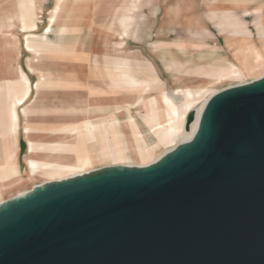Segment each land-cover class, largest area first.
<instances>
[{
  "label": "water",
  "instance_id": "obj_1",
  "mask_svg": "<svg viewBox=\"0 0 264 264\" xmlns=\"http://www.w3.org/2000/svg\"><path fill=\"white\" fill-rule=\"evenodd\" d=\"M0 264H264V75L211 94L148 164L0 202Z\"/></svg>",
  "mask_w": 264,
  "mask_h": 264
},
{
  "label": "rangeland",
  "instance_id": "obj_2",
  "mask_svg": "<svg viewBox=\"0 0 264 264\" xmlns=\"http://www.w3.org/2000/svg\"><path fill=\"white\" fill-rule=\"evenodd\" d=\"M56 3L57 14L54 22L49 24L50 12ZM39 7L41 17L37 19ZM263 7L264 0H0V46L13 38L17 39L19 46L18 57L13 64L10 61L14 52L12 47L7 45L0 52L4 58H9L7 61L5 58V67L0 68V96L6 95L10 88L14 94L22 92L20 74L31 85L36 82L37 75L26 67L27 59L81 65L79 70L76 69V76L66 78L70 84L65 81L55 84L46 82L49 89H59L45 90L44 93L45 142L53 143L54 137L49 134H61V143L66 146L53 158L74 157L79 160L84 155L92 157L89 163L64 168H58L60 163L49 162L34 175L27 170L22 174L27 176L26 182L7 197L28 191L48 180L92 169L111 165H145L174 147L184 139V124L179 133L161 138L154 126L165 123H156V115H153L154 123H150L147 117L152 101L174 89H198L195 104L186 112L185 120L191 111L197 118L196 111L212 93L264 75V60H259L253 62L249 71H242L240 76L217 78L214 74L204 73L216 65L198 60L193 53L197 50L229 51L232 57L236 50L245 52L244 46L251 40L256 47H260L257 35L261 29L264 30V25H260V9ZM222 11L232 12L234 20L222 18L219 14ZM210 12L218 14L211 16ZM6 15L10 17L8 21ZM20 15H24L25 20L34 21L35 28H22ZM231 22H237L236 27ZM240 35H249L250 38ZM119 43L121 45L117 48ZM61 69L67 70L63 65ZM52 78H57L54 72ZM33 91L31 88V94L17 105V110L31 100ZM51 92L58 95L53 98ZM62 92L71 94L63 95ZM74 96L100 97L106 101L108 108L105 116L77 123L63 118L69 113V108L57 110L50 105L53 100L72 101ZM113 97L116 101L111 99ZM120 99L127 103L122 104ZM91 107L75 110L89 112L93 109ZM125 117L131 125L132 131L129 125V132L137 151L136 157L131 156L124 136L121 121L127 122L123 119ZM116 119L118 127L114 123ZM195 121L189 123L186 132H190ZM102 122L107 130H103V138L96 136L95 142L97 149L108 151L107 154L101 155L93 150L95 144L89 141L88 131L77 132L80 138L85 136V141L78 147L67 142L73 138L68 135L74 134L77 127L90 130L93 124L101 127ZM22 126L20 121L15 143L13 139L11 142L9 134L0 136L3 142L10 140L15 145L20 164L27 156ZM45 150L53 151L49 148ZM3 198L0 197V200Z\"/></svg>",
  "mask_w": 264,
  "mask_h": 264
},
{
  "label": "crops",
  "instance_id": "obj_3",
  "mask_svg": "<svg viewBox=\"0 0 264 264\" xmlns=\"http://www.w3.org/2000/svg\"><path fill=\"white\" fill-rule=\"evenodd\" d=\"M57 9H58V3L55 4L54 8L50 12L49 24L54 22V18L57 14ZM263 11H264V7L260 9L261 27H263L264 25ZM217 14L218 12H210L211 16H216ZM219 14L222 18L234 20L232 12L222 11L219 12ZM40 17L41 15H40V7H39V13L37 14V19H40ZM5 19L8 21V19H10L9 15H6ZM20 23L22 28H35L36 26L34 21L25 20L24 15H20ZM231 24L236 27L237 22L236 23L231 22ZM240 36L244 37L243 35ZM248 37L249 35L245 36L244 38H248ZM257 37L260 40V47H256L253 41L251 40L249 44L244 46L246 48L245 52L247 54H245V52L243 51H238V50L234 52V56L232 57H230V53H228L229 51L225 52V51H217V50H211V51L197 50L194 51L193 53L195 54L198 60L209 63V65L211 66L216 65L218 67L219 58L221 56H224L228 60L235 63L241 72L249 71L254 61L264 60V30L261 29V32L259 31ZM7 45H9V47H12L11 50H14L13 55L10 58L11 59L10 61H12L11 63L13 64V62L17 60L19 53V46L17 39L13 38L8 41H5L4 44L0 46V52L1 50L7 48L8 47ZM120 45H121L120 43L116 44V47L118 48L120 47ZM26 46L28 47L27 44ZM5 58L6 61L7 59H9L6 56ZM5 58L3 57V55L0 54V68L5 67ZM235 61H240V62L237 63ZM62 65L64 68H67V70L66 69L62 70L61 69ZM79 66L81 67V65L77 66L76 62L75 63L61 62V61L43 62L37 59L35 60L27 59L26 67L28 71L35 73L37 75L36 82L33 85H31L29 80L24 75L20 74L21 75L20 83L22 86V92L20 94L17 93L14 94L10 88V90L6 95L0 96V136H6L9 134L11 136V142L13 139V143H15V139H16L15 137L17 135V132L19 131L20 121H22L23 136L27 142V156L20 164L18 161V155H17V150L15 149V145L13 143H10V140L9 142L7 140L3 142V140L0 137V197H4L3 199L8 198L7 196L8 194H10L12 190H14L16 187L26 182L27 176H22V174L26 173L27 170L29 171V174L31 173V175H34L35 173H37V171L43 169L44 165L46 167L47 164H49V162L60 163V167L58 168H64L68 166H77L78 164H86L91 161L92 157H89L87 155H84L79 160L77 159L78 161L74 157L53 158L56 155H59V152L61 151V148L63 146H66L65 144L61 143V134H49L50 136L52 135L54 137V140L52 141L53 143L48 144L47 142H45V136L47 134L45 131L46 128L44 121V116L46 114L45 112L46 103L44 101V93L45 90L51 89L52 91H55L56 89H59L57 87L56 88L52 87L49 89V87L46 86V82L55 84V83H60L61 81H65L70 84L69 80L66 78L70 75L76 76L77 75L76 69L79 70ZM216 66L212 67V69H210L209 72H204V71L202 72L208 75L209 74L213 75L214 71L217 69ZM15 71H16V67H15ZM53 72L57 77L56 79L52 78ZM31 88L34 89L31 100L17 110V105L22 103L31 94ZM172 91L167 92L165 95H160L156 97L155 100L152 101L151 103L152 107L147 115L148 119L151 121L150 123H154L153 115H156V119H157L156 123H160V124L166 123L167 118L164 112L165 105L163 102V98L164 96L170 94ZM62 93L63 95L71 94V93L69 94L68 92L67 93L62 92ZM51 95L53 96V98H55V95H58V93L51 92ZM74 98L75 99H73L72 101L53 100L52 103L50 102L51 104L50 103L47 104H50L51 107L57 108V110L63 107L69 108L70 110L68 113L69 115L67 114L63 118L65 120L67 119L74 120L77 123L80 122L81 120H87L92 117L105 116V113L108 110L106 101L104 102V100L101 99L100 97L98 98L96 96L94 97L74 96ZM129 98H131V96ZM139 98L140 96L137 99ZM111 99L113 101H116L114 97ZM120 100L122 104L127 103L124 99H120ZM88 106H92L91 108H93L89 112L88 111L84 112L83 110H78V111L75 110L76 108L79 109ZM123 119H126L128 122L127 123L121 121L123 131L125 128L126 132L128 133V137L132 140L129 132L130 123L126 117ZM114 123L115 125H117V127L119 126V121L117 119L114 121ZM124 124L126 125V127ZM101 125L102 128L99 127V125L93 124L90 127V130H88L87 128H82V126H79L76 128L74 134L68 135V136L72 135L73 138L67 142L71 144H75L78 147L79 143L85 141L84 140L85 136L82 135V138H80V136H77L78 135L77 132L88 131V135L90 136L89 141H92L91 144L93 143L95 144L93 150L95 151L97 150L101 155H105L107 154L108 151L104 152L102 150H98L95 142L96 136H100L101 138H103L102 132L103 130H107V126L105 125V123L102 122ZM130 130H131V125H130ZM116 137L118 138V133ZM48 148L53 149V151L51 150V152H46L45 149ZM84 160H86L87 162L84 163L85 162Z\"/></svg>",
  "mask_w": 264,
  "mask_h": 264
},
{
  "label": "bare ground",
  "instance_id": "obj_4",
  "mask_svg": "<svg viewBox=\"0 0 264 264\" xmlns=\"http://www.w3.org/2000/svg\"><path fill=\"white\" fill-rule=\"evenodd\" d=\"M213 74L217 78H222L223 76H229V75H233V76L237 77V76L241 75V71L238 69V67H237V65L235 63H233L232 61L228 60L224 56H221L219 58V60H218V67L214 71ZM197 90L186 87L183 90L176 89V90L172 91L170 94L164 96L163 102H164V105H165L164 112H165L166 118H167L166 119V123L163 124V126H157V125L154 126V129H158L157 131L160 132L161 138L165 139V138H168V137L172 136L175 133H179L180 132V130L182 129L183 124L185 123V114H186V112L188 110H190L191 107H193V105L195 104L196 96L198 94ZM201 109H202V107H200L199 110L196 111L197 118H196V115H194L193 121L195 119H196V121L191 125L190 132L189 133L186 132V129L184 128L185 131L182 132V138H184V139L187 138L188 139L193 134V132H194L196 126H197L198 117H199ZM125 127H126V125H125ZM189 128H190V126H189ZM124 131H125L124 132V136H125V139H126V142H127L128 146H129V150H130L131 156L132 157H136L137 151L135 150V148L132 145V140L128 137V133L126 132L125 128H124ZM187 139H185V140H187ZM160 140H162V139H160ZM125 154H126V152H125ZM84 161H85L84 163L87 162L86 160H84ZM92 170H95V169H92ZM92 170H89V171H86V172H82V173H87V172H90ZM78 174H81V173H78ZM72 176H74V175H72ZM48 181H50V180H48ZM45 182H47V181H45ZM40 184H42V183H40ZM28 191H25L23 193H18L17 195H14V196L6 198V199H3L0 202H2L4 200H8V199L16 197V196H21V195H23L24 193H26Z\"/></svg>",
  "mask_w": 264,
  "mask_h": 264
}]
</instances>
